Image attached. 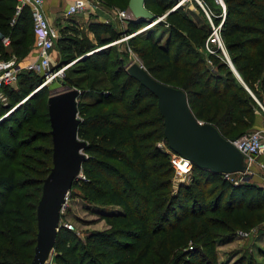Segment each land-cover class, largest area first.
<instances>
[{
    "label": "trees",
    "instance_id": "16d2710c",
    "mask_svg": "<svg viewBox=\"0 0 264 264\" xmlns=\"http://www.w3.org/2000/svg\"><path fill=\"white\" fill-rule=\"evenodd\" d=\"M118 1L124 5L118 7L128 6L129 0ZM224 1L222 36L246 85L228 63L217 60V72L207 65L202 47L209 27L199 26L181 6L172 10L177 0H145L155 14L171 10L164 20L169 27L165 44L154 30L140 32L131 44L154 77L185 90L197 118L214 124L224 137L234 138L255 125L258 112L264 114V0ZM16 4L0 0V59L10 58L11 49L22 60L34 48L31 9L23 6L11 23ZM68 30L75 33L79 26L71 23ZM88 32L92 40L63 36L55 44L59 42L62 49L75 45L80 51L78 66L71 68L80 76L67 75L65 83L71 82L69 87L78 88L81 95H96L93 101L78 102L79 136L87 142L88 157L70 194L88 200L97 221L107 228L88 230L82 238L62 225L52 264H154L148 260L152 252L158 255L155 264H221L215 242L221 237L218 231L224 228L232 234L236 226L249 227L264 209L263 188L248 182L234 184L223 173L197 165L189 182L174 185L170 154L158 145L165 138L157 97L127 72L128 52L111 44L118 35L111 24L94 17ZM2 36H9L8 45ZM18 79L17 88H5L8 103L0 104V119L5 116L0 121V264L32 260L37 205L53 165L47 105L52 93L45 92L44 77L36 70L21 73ZM104 83L108 90L100 88ZM43 100L46 109L36 114ZM40 116H45L48 129L28 127L20 136L25 124L37 122ZM36 141H48L49 146L34 145ZM21 149L39 152L48 161L39 170L16 162L19 155L31 159ZM233 264L258 262L244 256Z\"/></svg>",
    "mask_w": 264,
    "mask_h": 264
},
{
    "label": "water",
    "instance_id": "95a60500",
    "mask_svg": "<svg viewBox=\"0 0 264 264\" xmlns=\"http://www.w3.org/2000/svg\"><path fill=\"white\" fill-rule=\"evenodd\" d=\"M128 8L134 16L130 19L133 21L153 23L166 15L149 10L145 0H129ZM228 65L244 83L232 60H228ZM127 72L157 97L163 116L164 138L170 151L216 173L248 170L244 153L232 142L236 137L226 138L214 124L197 118L183 88L157 79L137 61L128 65ZM80 95V90L73 87L52 93L48 98L53 165L44 179L37 205V238L34 255L28 264H48L63 225L62 208L74 181L81 177L83 162L88 157L85 153L87 142L79 136Z\"/></svg>",
    "mask_w": 264,
    "mask_h": 264
},
{
    "label": "rangeland",
    "instance_id": "374dc122",
    "mask_svg": "<svg viewBox=\"0 0 264 264\" xmlns=\"http://www.w3.org/2000/svg\"><path fill=\"white\" fill-rule=\"evenodd\" d=\"M3 1L13 5L17 3L16 0H11V1L3 0ZM179 1L177 0V2ZM202 2L208 9L210 8L215 14V16L213 15L212 18L214 20L218 19V17L216 16L219 14L220 5L215 0H202ZM93 3L94 5L92 7L88 8L86 11L80 14L74 15L72 18L67 17L65 15V10L61 12L62 14L58 13L54 17L48 16L50 22L57 29H59V38H62L63 36L75 37L80 35L81 37H85L87 40H92L93 36L88 32V25L92 18L97 17L98 20L111 24L112 27L118 33L117 38H113L111 44H114L113 45L114 48L117 46L118 49L120 50H124V49L127 50L128 53L125 56V63H126L125 65H128L133 61H137L141 63L138 54L134 51L133 46L131 44V40L137 37L136 35L139 34L140 32H144L147 30H154L156 31L155 36L160 39V42L162 44L166 43L169 35V27L164 21L165 16L163 17V20L153 23H149V21L146 20L140 22H134V21L130 22V20H121L116 17V14L113 11V7L124 6L118 0H94ZM179 6H181L199 26L208 30L209 18L198 0H182ZM173 7H175V5ZM71 23L73 24L76 23L79 26V30L76 31L75 33L71 30L69 32L68 30V26H70ZM133 43L136 42L133 41ZM10 51H11V55H14L13 54L14 52L11 49ZM35 51H36L35 48H33L27 55L31 56L32 58H36L37 55ZM202 51L205 55L207 65L210 68H215L214 70L215 72H217L216 69L217 60H221L226 63H228V58L232 60L229 51H227V56H225L222 52L210 53L206 50L205 44L202 47ZM80 58H81L80 51L78 47L72 45L71 47L62 49V46L59 44V42H57L52 51L51 66L54 71L60 68H64V69L62 73L57 74L48 83H46L47 88L45 92L49 94L55 93V92L63 91L67 89L69 86L73 85L71 82L65 83V81H67L65 77L67 75L80 76V73L75 75L73 72H71V68L78 66L79 62L76 61ZM37 72L40 74L41 77L43 76L42 71L37 70ZM19 80L20 79H18L17 82H15V84L10 87L17 88ZM86 83H87L86 81H83L81 82V85L86 86ZM106 83L101 85L100 88L103 90H108L105 87ZM8 90L9 89H7L5 93L6 99H0V104L6 105L8 103L9 100L7 94ZM81 90H83L82 87ZM95 99H96L95 94H88V93L80 95L79 97V101L81 100L93 101ZM45 102L46 101L43 100V103L36 111V114H42L45 111L46 109ZM113 107H115V105H113ZM44 117L45 116L39 117L41 121L40 120H38L37 122L32 121L28 124H25L24 129L20 132V136H23L25 132L27 133L28 127H32L35 130H47L48 127L44 123L45 120ZM251 128H256V127H251ZM259 129H264V128H259ZM36 144L49 146L48 141H36L34 145ZM158 145L163 147L164 149L167 148L166 140H161L160 143H158ZM19 152L26 153L27 155L30 156L31 159L19 155L15 157V161L16 162L22 161L24 165L27 164L31 166L33 169H38V170L42 169L46 164V162L48 161V159L44 158L39 152H35V151L29 152V149L26 150L21 149ZM16 166L18 168H22L26 170L21 165H16ZM29 174L31 176H35V173L33 172L32 173L29 172ZM82 175L83 172L81 176ZM237 178L239 180L238 184L248 182L251 184L258 185L262 187L264 190V185H263L264 153L259 155L257 160L253 162L252 167L249 169V171L246 174H242ZM172 179L174 185H177L178 182L174 178V176L172 177ZM26 190L29 189L27 188ZM248 200H250L249 195L246 197L247 202ZM92 210H93V206L91 205V203H89L88 200L83 199L81 196L74 197L72 193L70 194L69 192L66 199V203L64 205V211L62 213V221H68L72 223L75 228L73 230L76 231V233L80 235L82 238H84L88 230H94V229L101 230L107 228L103 221H97V216L94 213H92ZM256 214L257 215L255 219L251 222V225L249 227L236 226L234 233L232 234L230 233L231 231L224 228L218 231L219 234H221V237L216 238L215 242H216V250L218 253V261L221 264H233L235 261H237L240 258H243L244 256L246 257L252 256L253 258L257 259L258 264H264V209L259 210L258 213ZM223 217L225 218V221L232 226V228L235 226V224L232 223L229 218H227L226 216ZM83 220H92V222L90 221L87 223H83ZM244 228H248V229H244ZM241 231L244 232L241 233ZM192 245L193 244L191 243L190 247L194 246ZM55 253L56 251L53 250L49 260L50 264H52ZM157 256L158 255L156 254V252H152L148 260L155 264Z\"/></svg>",
    "mask_w": 264,
    "mask_h": 264
},
{
    "label": "built area",
    "instance_id": "2783aa9c",
    "mask_svg": "<svg viewBox=\"0 0 264 264\" xmlns=\"http://www.w3.org/2000/svg\"><path fill=\"white\" fill-rule=\"evenodd\" d=\"M45 1L46 0H17L16 12L11 23L16 21L17 15H19L23 6L30 7L35 35L34 48L37 51V56L36 58L26 57L20 60L14 54L8 59H0V99H6L5 88L13 86L15 82H17L21 73L27 72L29 70H40L43 72L44 84L48 83L57 74L63 72L64 68L54 71L51 66L52 51L55 47V41L59 38V29H57L50 22L46 15L44 10ZM93 1L94 0H68V5L65 9V15L74 16L84 12L94 5ZM181 1L182 0L177 2L173 9L178 7ZM198 1L209 18V34L205 42L206 50L210 53L222 52L225 56H227L228 50L222 36V25L227 13L225 1L215 0L221 7V11L217 15V17L220 18L218 22L212 18L213 15L215 16L213 11L210 8L208 9L203 4L202 0ZM113 11L116 14V17L121 20H130L134 17L128 7L120 8L115 6L113 7ZM2 41L5 45H8L10 43L9 36H2ZM232 142L244 153L245 160L248 163V170L246 172H226L223 173V177L234 184H238L239 180L237 177L242 174H246L252 167L257 156L264 153V129L251 128L242 135L233 139ZM166 149L170 154V161L174 167V178L178 183L189 182L192 178V170L194 166L192 161L170 151L168 147ZM63 211L64 206L62 208V213ZM61 223L69 229H75L72 223L68 221H62V218ZM243 232L244 231H241V233ZM48 264H50V262H48Z\"/></svg>",
    "mask_w": 264,
    "mask_h": 264
},
{
    "label": "crops",
    "instance_id": "0c3cea01",
    "mask_svg": "<svg viewBox=\"0 0 264 264\" xmlns=\"http://www.w3.org/2000/svg\"><path fill=\"white\" fill-rule=\"evenodd\" d=\"M67 5H68V0H46L44 2V10H45L47 17L48 16L54 17L58 13H61L63 10H65ZM67 17L72 18L73 16H67ZM72 20H74V19H72ZM35 53L37 55V51H35ZM253 127L264 128V114H262L261 112H258L257 120H256L255 125ZM258 157H259V155L257 156V158ZM257 158H256V160H257ZM263 185H264V181H263Z\"/></svg>",
    "mask_w": 264,
    "mask_h": 264
}]
</instances>
